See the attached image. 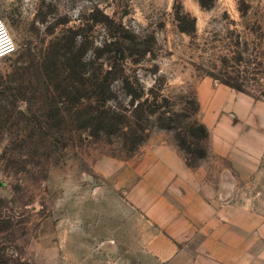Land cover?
Wrapping results in <instances>:
<instances>
[{
  "label": "rangeland",
  "instance_id": "374dc122",
  "mask_svg": "<svg viewBox=\"0 0 264 264\" xmlns=\"http://www.w3.org/2000/svg\"><path fill=\"white\" fill-rule=\"evenodd\" d=\"M0 20L17 44L0 58V264H161L181 161L264 211V155L229 184L209 126L220 85L264 103V0H0Z\"/></svg>",
  "mask_w": 264,
  "mask_h": 264
},
{
  "label": "crops",
  "instance_id": "0c3cea01",
  "mask_svg": "<svg viewBox=\"0 0 264 264\" xmlns=\"http://www.w3.org/2000/svg\"><path fill=\"white\" fill-rule=\"evenodd\" d=\"M209 103L212 111L218 108L209 122L213 152L230 162L229 184L234 179L246 182L264 155V103L225 85L218 86ZM176 164L178 170L173 167L172 172L181 173L178 194L163 197L162 204L168 207L160 221L163 236L150 246L160 263L264 264V211L228 202L232 192L217 191L206 177L199 181L198 173L184 162ZM221 198L226 204L217 202Z\"/></svg>",
  "mask_w": 264,
  "mask_h": 264
},
{
  "label": "built area",
  "instance_id": "2783aa9c",
  "mask_svg": "<svg viewBox=\"0 0 264 264\" xmlns=\"http://www.w3.org/2000/svg\"><path fill=\"white\" fill-rule=\"evenodd\" d=\"M16 49V41L7 24L0 20V58L13 54Z\"/></svg>",
  "mask_w": 264,
  "mask_h": 264
}]
</instances>
